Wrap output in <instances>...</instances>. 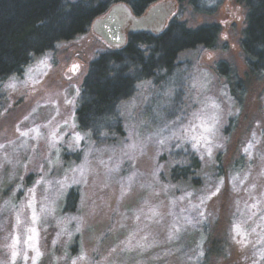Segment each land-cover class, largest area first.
Segmentation results:
<instances>
[{"label":"rangeland","instance_id":"374dc122","mask_svg":"<svg viewBox=\"0 0 264 264\" xmlns=\"http://www.w3.org/2000/svg\"><path fill=\"white\" fill-rule=\"evenodd\" d=\"M171 1L172 16L187 28L219 26L215 48L180 54L177 72L158 86L139 84L118 107L121 137L93 141L77 129L75 110L89 63L109 49L91 28L0 83V264H13V235L19 238L15 264H33L35 252L25 243L30 227L38 233L37 264H200L214 240L222 257L210 264H264V77L244 76L246 9L238 0H223L208 15L196 13L189 0ZM221 63L232 80L235 75L245 82L241 101L230 95ZM210 101L219 109L206 106ZM213 114L219 122L209 158L204 146L193 149L184 132L198 135ZM159 129L164 144L149 139ZM173 131L180 139H167ZM52 132L55 147H50ZM134 142L140 147L125 155ZM191 156L199 169L191 179L171 181L170 170L189 165ZM117 163L119 171L110 173ZM82 164L83 176L72 171ZM133 173L129 187L126 178ZM38 180L43 182L37 185ZM57 181L67 184L62 192ZM33 187L37 212L46 198L54 200L55 211L32 225L31 211L24 208L17 228L16 213ZM218 187V194L206 199ZM71 188L80 198L76 212L68 214L63 203ZM174 226L181 230L174 232ZM170 233L175 238L169 239ZM81 254L84 260L78 259Z\"/></svg>","mask_w":264,"mask_h":264},{"label":"trees","instance_id":"16d2710c","mask_svg":"<svg viewBox=\"0 0 264 264\" xmlns=\"http://www.w3.org/2000/svg\"><path fill=\"white\" fill-rule=\"evenodd\" d=\"M160 1L164 0H0V83L11 76H20L34 57L86 34L92 22L111 6L122 3L133 15L141 16ZM238 1L246 9L241 40L244 76L261 81L264 77V0ZM222 2L189 0V5L196 13L210 15ZM219 31L215 24L190 29L173 17L160 34L131 33L123 48L98 53L89 63L81 86L75 110L78 131L93 141L121 137L119 105L134 94L139 84L150 82L158 86L176 73L180 54L199 48L214 49ZM218 67L226 66L221 63ZM224 74L230 83V95L241 101L247 89L245 82L235 75L232 80L227 67ZM198 169L197 158L191 156L189 165H176L170 170L169 179L184 182ZM79 198L78 190L71 188L64 199L63 211L76 212ZM219 246L215 240L207 244L200 264L221 258Z\"/></svg>","mask_w":264,"mask_h":264},{"label":"snow or ice","instance_id":"6c2138e0","mask_svg":"<svg viewBox=\"0 0 264 264\" xmlns=\"http://www.w3.org/2000/svg\"><path fill=\"white\" fill-rule=\"evenodd\" d=\"M68 103H71V101H68ZM206 106H210L214 109H219V105L216 104L214 101H210V104L206 105ZM203 111L204 110L202 109L201 112H203ZM195 115H196L197 119H201L200 113H197ZM211 120H212V123L210 125L203 126L202 132H200L198 135L195 134L194 132H192L190 129H186L184 132V138L186 139L187 142L192 143L193 149L198 150L199 147L204 146L205 152L207 153L209 158H211V155H212L213 137L216 134V124L219 122V118L217 115L213 114L211 116ZM165 127H167V126H165ZM32 131L37 132V133L39 132L38 129H33ZM162 131H163V129L157 130L156 133H153L152 136H149V139H152L153 137H155L157 139L158 143L164 144L166 142L165 139H160V134ZM20 135L21 136H27L28 133L27 132H21ZM172 138L180 139V137L177 136V133L175 131H173L171 133V135L167 137V139H172ZM50 139L52 140L50 147H55L56 146V133L55 132H52L50 134ZM74 139L76 140L77 143H79V141L82 139V137L80 135H77ZM215 146L219 147L220 145L216 144ZM138 147H140V145L136 144L135 142L130 144V145H127L128 151L125 153V155H129V153L134 152ZM129 158H131V156H129ZM85 163H87V156L85 157ZM84 167H85V165L82 164L78 168L72 169V171L73 172H80L81 176H83ZM119 167H120V165H119V163H117L113 168L109 169V172L111 173V172L119 171ZM134 176H135V174L133 173L131 176L126 178L128 181L129 187L131 185V182L134 179ZM236 179H237L236 177H232L233 181H235ZM42 182H43V180H38L37 185H40ZM72 182L73 183H80L81 181L74 179ZM83 182L86 183V180H84ZM57 183L60 185V189H59L60 192H62L63 189L65 187H67V184L65 181H57ZM222 184H223V181L221 180L220 185H222ZM218 191H219V187L217 188L216 192L211 193L208 197H206V199H210L212 195L218 194ZM125 192H126V189L122 186L121 198H123ZM35 193H36L35 187L29 189L30 195H29V199H28L27 203L22 205L16 213V225H15V227L18 228L22 223L21 218L24 215V208H27L28 210L31 211V223H32V225H35L42 216L51 215L55 211V208L52 206L54 204V200L51 203H49V202H47L48 198H46L45 202L40 203L39 212H37V207H36L37 200H36ZM204 199L205 198L201 199V204L204 203ZM7 204H8V202H5L6 206H7ZM194 207L198 208L199 205H195ZM152 214L153 215L157 214L155 209L152 210ZM200 215L202 216L203 212H201ZM187 222H188V224H192V220H190V219ZM180 230L181 229L179 227L174 226V232L178 233ZM27 231L30 233V235L28 236L25 243L27 244V243L31 242V244H30L31 249H32V251L35 252V256L32 258L33 264H37V260H38L39 256L41 255L37 246H36L38 233H37L35 227H30L27 229ZM173 238H175V236L172 233H170L169 239H173ZM18 243H19V238L17 236L13 235L11 237V245H9V247L12 249L11 258H12L13 264H15V261H16L17 255H18V253L16 251V245ZM137 246L141 247V248L145 247L144 245L139 244V243ZM151 246H152L151 244L147 245V247H151ZM27 258L28 257L25 255V259H27ZM78 259L84 260L85 259L84 254H81L78 257ZM73 264H76V261H73Z\"/></svg>","mask_w":264,"mask_h":264},{"label":"water","instance_id":"95a60500","mask_svg":"<svg viewBox=\"0 0 264 264\" xmlns=\"http://www.w3.org/2000/svg\"><path fill=\"white\" fill-rule=\"evenodd\" d=\"M171 0L160 1L150 6L141 16H135L125 4H115L91 24V31L110 49L126 45L131 33L145 32L152 35L163 32L174 13Z\"/></svg>","mask_w":264,"mask_h":264},{"label":"bare ground","instance_id":"6f19581e","mask_svg":"<svg viewBox=\"0 0 264 264\" xmlns=\"http://www.w3.org/2000/svg\"><path fill=\"white\" fill-rule=\"evenodd\" d=\"M172 18H173V16H172ZM172 18H171V19H172ZM171 19H170V20H171ZM170 20H169V22H170ZM169 22H168V23H169ZM167 25H168V24H167ZM166 27H167V26H166ZM165 29H166V28H165Z\"/></svg>","mask_w":264,"mask_h":264},{"label":"flooded vegetation","instance_id":"af4514ba","mask_svg":"<svg viewBox=\"0 0 264 264\" xmlns=\"http://www.w3.org/2000/svg\"><path fill=\"white\" fill-rule=\"evenodd\" d=\"M165 1V0H164Z\"/></svg>","mask_w":264,"mask_h":264}]
</instances>
